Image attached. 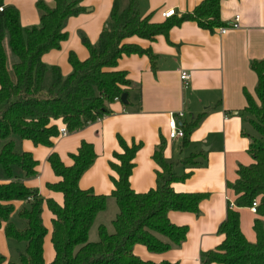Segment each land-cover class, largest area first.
<instances>
[{
	"label": "trees",
	"instance_id": "obj_1",
	"mask_svg": "<svg viewBox=\"0 0 264 264\" xmlns=\"http://www.w3.org/2000/svg\"><path fill=\"white\" fill-rule=\"evenodd\" d=\"M81 0H54L50 7L44 0H36L40 11L38 26L23 28L18 10L12 4L3 5L0 11V227L6 238L24 243L18 258L7 260L0 252V264H45L43 243L47 228L43 224L42 210L45 202L52 214L51 243L54 257L48 264H174L168 261L142 260L132 252L134 244H141L149 252L161 253L178 245L186 234V226L174 225L168 211L197 213L198 203L206 197L201 192H175L171 183L182 181L190 172L177 173L176 164H197L195 155L171 162L162 155L163 142L157 144L151 158L159 168L155 171L154 187L144 192L133 191L128 182L133 167V157L141 143L129 145L117 135L119 152L112 153L109 162L112 188L109 196L116 205L111 220L112 232L104 225L96 228L97 240L87 241L88 230L95 215L105 208L106 196L90 189H81L78 181L92 163V145L82 140L65 165L56 152L47 161L59 178L48 184V189L63 195L60 205L44 199L37 188L25 185L24 179L37 176V161L30 152L22 151V139L35 145L52 146L59 136L60 120L68 132L83 128L109 113L108 104L127 93L130 81L116 64L122 55H145L150 68L155 70V55L149 48L127 43L131 36L151 41L156 35H166L172 26L183 21H193L210 30L222 26L219 20V0H200L189 12L171 15L161 22L142 16L138 0H112L107 25L99 32L94 45L81 37L87 56L80 60L70 52L71 71L63 77L58 66L47 68L42 57L60 47L67 33L65 22L83 10ZM3 0H0V5ZM6 44L16 60L8 63ZM250 69L256 75L254 94L256 101L245 94L243 111L252 131L248 136L247 152L251 162L239 165L236 179L227 187L233 192L236 207H248L257 200L255 213L264 216V64L252 60ZM128 104H124V107ZM197 120L182 122L181 144L188 141ZM193 160V161H192ZM22 202L16 208L14 202ZM16 213L22 226L12 221ZM254 241H247L239 228L238 212L227 208L216 232L221 241L211 250L201 252V264H264V220L252 221Z\"/></svg>",
	"mask_w": 264,
	"mask_h": 264
},
{
	"label": "crops",
	"instance_id": "obj_2",
	"mask_svg": "<svg viewBox=\"0 0 264 264\" xmlns=\"http://www.w3.org/2000/svg\"><path fill=\"white\" fill-rule=\"evenodd\" d=\"M44 1L53 7L54 0ZM199 1L138 0V3L142 16H149L152 22H161L164 19L160 16L161 11L171 8L173 15L179 16L191 11ZM35 2L3 0L2 5H14L21 26L26 28L39 25L40 11ZM111 3L112 0H81L83 10L68 17L65 22L66 39L61 41L59 48L43 55L47 68L58 66L65 77L71 71L68 63L70 52L80 60L86 58L87 50L81 37L85 36L92 45L96 43L99 32L107 25ZM119 3L122 7L124 0H119ZM218 14L224 25L234 15H238L239 27L219 34L218 27L208 30L200 28L193 21H183L172 26L165 36L156 35L151 41L136 36L126 38L124 41L127 43L151 50L155 55V70L152 71L145 55H122L116 69L125 71L131 83L126 93L127 106L124 107L119 100L112 101L108 104L107 115L77 131L57 136L52 146L35 145L31 140L22 139L20 150L30 152L37 161V176L24 179L25 185L37 188L44 199H52L61 205L62 193L47 187L59 180L47 158L56 152L65 165H70L72 160L69 155L75 153L80 142L85 140L91 143L95 156L80 177L78 185L81 189L105 195V203L109 205L111 201L114 202L109 196L112 188L109 177L113 175L109 162L112 153L120 151L117 135L128 145L131 142L141 143L134 154V165L128 178L129 186L135 192L154 187L155 171L159 168L151 154L160 141L164 144L162 155L168 161L178 162L193 154L197 164H176L175 172L190 174L182 181L171 183V186L175 192H201L206 193V197L198 203L195 214L183 211L167 213L172 224L186 226L183 241L161 253L149 252L141 244H134L132 252L140 259L152 262L201 264L199 254L213 249L222 239L216 228L224 219L228 201L233 202L234 199L227 184L236 179L239 165L251 162L247 145L252 131L243 108L246 106L245 94L256 101V75L249 63L262 60L264 64V0H219ZM6 48L9 50L7 44ZM180 70L189 74L185 85L179 79ZM175 111L183 112V117L177 119L178 126L182 122L197 120L184 145L181 144V138H166L167 114ZM55 123L59 128L62 125L60 120ZM6 181L0 177V183ZM22 204L20 201L14 202L17 209ZM231 209L238 212L239 228L244 238L253 242L252 221L256 217L264 220V216L250 212L248 207L234 205ZM102 211L95 215L92 222L95 223V231L98 225H103L101 221L97 222ZM51 218L52 214L44 202L42 220L47 228L43 243L45 264L54 257ZM91 226L87 234L89 240H92L88 238ZM4 237L3 228L0 227V246L5 243ZM6 259L9 260V256Z\"/></svg>",
	"mask_w": 264,
	"mask_h": 264
},
{
	"label": "built area",
	"instance_id": "obj_3",
	"mask_svg": "<svg viewBox=\"0 0 264 264\" xmlns=\"http://www.w3.org/2000/svg\"><path fill=\"white\" fill-rule=\"evenodd\" d=\"M3 5H0V11H2ZM171 15H173V9L168 8L160 12V16L162 18H168ZM239 27L238 24V15H234L232 20L222 26H218L217 30L219 34H224L228 29H237ZM189 78V74L185 70H180L179 71V79L183 83V85L186 84L187 79ZM117 100V99H115ZM183 117V112L182 111H175V112H168L167 118H166V138L168 139H176V138H181L182 137V129L180 126H178L177 119H181ZM100 119H96L98 121ZM68 134V131L64 125H61L59 128V136H65ZM228 208L234 207V203L228 201L227 203ZM257 206V200H252L250 206H248V209L250 212L255 213V208Z\"/></svg>",
	"mask_w": 264,
	"mask_h": 264
},
{
	"label": "rangeland",
	"instance_id": "obj_4",
	"mask_svg": "<svg viewBox=\"0 0 264 264\" xmlns=\"http://www.w3.org/2000/svg\"><path fill=\"white\" fill-rule=\"evenodd\" d=\"M7 54H8V63L16 60L15 56L10 53V51L6 48ZM0 144H2V141H0ZM193 161V160H192ZM191 166V165H188ZM116 211L115 204L113 201H111L108 205V203H105V208L103 209L101 215L98 217L97 222L101 221L106 228L107 232H112V226H111V220L114 217V212ZM12 221L16 223V225L20 226L22 222L17 218L16 213L12 215ZM20 224V225H19ZM94 224L91 226V233L89 232L88 238H91L92 240L87 239V241H96L97 240V234L94 228ZM5 238V243H1L0 250L3 254L9 256V259H17L18 258V252L23 250L24 243L18 242L16 240ZM2 248V249H1ZM6 256V257H7Z\"/></svg>",
	"mask_w": 264,
	"mask_h": 264
},
{
	"label": "water",
	"instance_id": "obj_5",
	"mask_svg": "<svg viewBox=\"0 0 264 264\" xmlns=\"http://www.w3.org/2000/svg\"><path fill=\"white\" fill-rule=\"evenodd\" d=\"M122 104H126L127 103V94L124 92L119 96L118 99Z\"/></svg>",
	"mask_w": 264,
	"mask_h": 264
}]
</instances>
